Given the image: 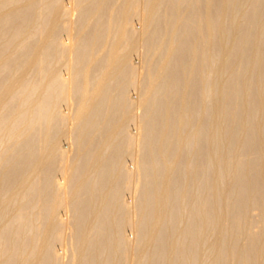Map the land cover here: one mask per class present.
Masks as SVG:
<instances>
[{
	"label": "bare ground",
	"instance_id": "1",
	"mask_svg": "<svg viewBox=\"0 0 264 264\" xmlns=\"http://www.w3.org/2000/svg\"><path fill=\"white\" fill-rule=\"evenodd\" d=\"M0 264H264V0H0Z\"/></svg>",
	"mask_w": 264,
	"mask_h": 264
},
{
	"label": "rangeland",
	"instance_id": "2",
	"mask_svg": "<svg viewBox=\"0 0 264 264\" xmlns=\"http://www.w3.org/2000/svg\"><path fill=\"white\" fill-rule=\"evenodd\" d=\"M132 20H133V22H135V23H137L138 21H139V19H138V15L137 14H134L133 16H132ZM138 24V23H137ZM143 48L139 45V46H134V47H132L131 49H130V52H132V58L135 60V59H137V53H138V51H140V50H142ZM136 61V60H135ZM62 62H64V60H62ZM134 90H133V88L131 87L130 88V93H132L133 94V96H134V92H133ZM131 123V125L130 126H133V124H132V121L130 122ZM127 161H130L129 159L127 160ZM126 194L127 195H129V192L127 191L126 192Z\"/></svg>",
	"mask_w": 264,
	"mask_h": 264
}]
</instances>
